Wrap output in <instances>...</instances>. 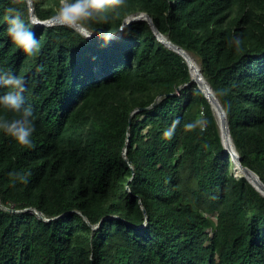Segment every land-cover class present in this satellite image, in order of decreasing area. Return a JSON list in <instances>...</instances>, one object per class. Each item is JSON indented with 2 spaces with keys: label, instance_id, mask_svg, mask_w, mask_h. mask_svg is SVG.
I'll return each mask as SVG.
<instances>
[{
  "label": "trees",
  "instance_id": "trees-1",
  "mask_svg": "<svg viewBox=\"0 0 264 264\" xmlns=\"http://www.w3.org/2000/svg\"><path fill=\"white\" fill-rule=\"evenodd\" d=\"M13 6L24 8L0 0V73L24 78L36 130L30 149L0 131V264H264V196L236 175L187 60L144 19L120 31L147 12L197 59L264 182V0H126L90 25L108 42L30 25L34 56L7 34ZM58 6L34 0L40 20ZM197 120L203 133L184 128ZM18 171L27 184H13Z\"/></svg>",
  "mask_w": 264,
  "mask_h": 264
},
{
  "label": "clouds",
  "instance_id": "clouds-1",
  "mask_svg": "<svg viewBox=\"0 0 264 264\" xmlns=\"http://www.w3.org/2000/svg\"><path fill=\"white\" fill-rule=\"evenodd\" d=\"M126 0H59V6L52 19L60 26L67 27L83 39H89L95 33L104 42L111 40L114 33L92 29L90 25L107 24L109 13L116 12L125 5ZM14 5H24L21 7H8L6 20L9 25L7 34L11 41L20 48L26 55L34 56L39 52V42L35 33L31 31V26L35 21L31 19V14L26 16L27 10L32 7L34 0H13ZM120 31H123L121 29ZM237 50L241 44L240 37H233L230 42ZM0 87L10 89L4 94H0V108L8 112L17 114L16 118L9 119L7 116H0V131L13 138L24 148H33L32 136L35 132L34 113L30 105H25L24 93L27 91L26 82L23 77L13 75L10 71L0 73ZM179 119L174 120L171 126L164 131L166 140H171L175 134ZM188 131L197 128L203 133L205 128L202 122L197 120L184 125ZM13 184L19 182L28 183L31 172H15L9 174Z\"/></svg>",
  "mask_w": 264,
  "mask_h": 264
},
{
  "label": "water",
  "instance_id": "water-1",
  "mask_svg": "<svg viewBox=\"0 0 264 264\" xmlns=\"http://www.w3.org/2000/svg\"><path fill=\"white\" fill-rule=\"evenodd\" d=\"M30 14H31V19H33L35 21V24L47 25V26H52V25L57 24L52 18H50L48 20H40L38 18V16L36 15V12L34 9V4L32 5V7H30ZM141 19H144V20L149 22V24L153 28L155 34L157 35L158 39L162 43H164L169 48L175 50L176 52L180 53L187 60L189 67H190L191 76H192L191 82H197L199 88L202 90V92L205 94L206 98L209 100L216 117L219 118V119L217 118V120H218V125H219L221 136H222V142H223L225 149L227 151H229V153L231 154V159L234 162V166H235L234 169H235L236 175L237 176H240V175L245 176L246 179L264 196V182L262 181L261 177L255 171L250 169L249 167L244 166L241 162L240 155H239L238 151L236 150V147L234 145V141H233L232 136H231L227 114H226V111H225L223 105L221 104V102L218 99V97L216 96V94L213 95L212 93H210L208 95L207 92L209 90L207 91L206 87L204 86V84L202 82L203 78H205L202 71H201L202 75H201V73H196L195 75H192L191 65L189 63V59L187 56L188 52L184 48H182L181 46L173 43L167 36L162 34V32H160L159 29L156 27V25L153 21V18L147 12L136 13V14L128 16L125 19L124 24L121 27V29L125 30L131 23H133L137 20H141ZM95 35L96 34L93 33L92 37ZM180 88H181V86L178 87L177 91H179ZM156 103H157V100L154 102L153 105H155ZM229 137H231V139L233 141V145H231L228 142ZM12 210H14V209H12ZM39 215H41V213H39Z\"/></svg>",
  "mask_w": 264,
  "mask_h": 264
},
{
  "label": "bare ground",
  "instance_id": "bare-ground-1",
  "mask_svg": "<svg viewBox=\"0 0 264 264\" xmlns=\"http://www.w3.org/2000/svg\"><path fill=\"white\" fill-rule=\"evenodd\" d=\"M187 56H188V59H189V63H190V65H191V71H192V75H195L196 73H201V68H200V64H199V62L197 61V59L192 55V54H190L189 52L187 53ZM201 75H202V73H201ZM203 84H204V86L206 87V89H207V93H208V95L210 94V93H212L213 95H215V93H214V91H213V89H212V87L210 86V84L207 82V80L205 79V78H203ZM218 118V117H217ZM219 119V118H218ZM228 142L231 144V145H233V141H232V139H231V137H229L228 138Z\"/></svg>",
  "mask_w": 264,
  "mask_h": 264
},
{
  "label": "rangeland",
  "instance_id": "rangeland-1",
  "mask_svg": "<svg viewBox=\"0 0 264 264\" xmlns=\"http://www.w3.org/2000/svg\"><path fill=\"white\" fill-rule=\"evenodd\" d=\"M214 219L216 220V217H214Z\"/></svg>",
  "mask_w": 264,
  "mask_h": 264
}]
</instances>
